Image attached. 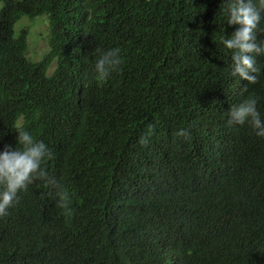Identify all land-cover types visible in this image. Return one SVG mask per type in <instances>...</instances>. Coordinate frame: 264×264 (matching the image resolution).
<instances>
[{"label":"trees","instance_id":"1","mask_svg":"<svg viewBox=\"0 0 264 264\" xmlns=\"http://www.w3.org/2000/svg\"><path fill=\"white\" fill-rule=\"evenodd\" d=\"M225 7L0 0V150L28 131L57 180H36L0 216V264H264V138L226 114L254 96L264 118V57L254 84L230 75ZM24 17L47 18L37 62L28 29L15 33ZM112 48L122 63L99 79Z\"/></svg>","mask_w":264,"mask_h":264},{"label":"clouds","instance_id":"2","mask_svg":"<svg viewBox=\"0 0 264 264\" xmlns=\"http://www.w3.org/2000/svg\"><path fill=\"white\" fill-rule=\"evenodd\" d=\"M223 11L227 16V24L237 26L230 36L221 37V44L231 57L230 75L254 84L257 74L262 70L257 57H264V39L257 40V34L261 32V25L264 23V0H226ZM121 63L119 49L102 51L93 65L92 73L103 79L117 70ZM257 103L256 97L248 96L239 104L230 106L226 114L230 124L248 126L256 137L264 138V118ZM152 131L153 126L148 125L139 143L146 144ZM16 134L15 146L5 145L0 150V216L7 215L8 209L17 201L18 193L26 191L36 180L53 186L57 183L42 167L43 162L52 157L45 142L35 139L22 128ZM175 135L186 138L188 132L186 129H179ZM59 195V206L66 207V198L62 192Z\"/></svg>","mask_w":264,"mask_h":264},{"label":"rangeland","instance_id":"3","mask_svg":"<svg viewBox=\"0 0 264 264\" xmlns=\"http://www.w3.org/2000/svg\"><path fill=\"white\" fill-rule=\"evenodd\" d=\"M46 19V17H39L36 19L24 17L15 26L16 36L19 35L23 27L28 29L27 57L34 62L40 61L49 52L48 24ZM54 69L55 63H53L51 69H49V74H51Z\"/></svg>","mask_w":264,"mask_h":264},{"label":"bare ground","instance_id":"4","mask_svg":"<svg viewBox=\"0 0 264 264\" xmlns=\"http://www.w3.org/2000/svg\"><path fill=\"white\" fill-rule=\"evenodd\" d=\"M241 172V171H240ZM236 173V172H235ZM102 175V174H101ZM248 178V177H247ZM57 181V180H56ZM67 188V187H66ZM199 190V189H198ZM223 190V189H222ZM208 191V190H207ZM67 192V191H66ZM223 194V193H222ZM220 196V195H219ZM204 199V198H203ZM192 205V204H191ZM194 207V206H193ZM219 215V214H218Z\"/></svg>","mask_w":264,"mask_h":264}]
</instances>
